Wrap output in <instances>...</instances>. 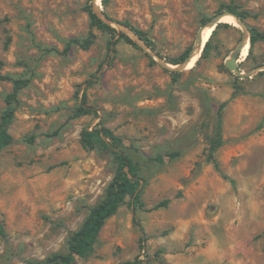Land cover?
<instances>
[{"label": "rangeland", "instance_id": "374dc122", "mask_svg": "<svg viewBox=\"0 0 264 264\" xmlns=\"http://www.w3.org/2000/svg\"><path fill=\"white\" fill-rule=\"evenodd\" d=\"M97 3L143 31L166 65L129 35L110 50L109 34L96 28L88 49L66 50L87 35L92 0H0L1 72L28 80L10 104L12 141L0 148V264L65 252L102 199L116 163L109 148L83 145L82 130L94 127L121 138L139 200L126 196L77 264H264V74L242 77L225 65L243 29L226 22L205 57L184 68L169 62L226 6L263 32L264 0ZM237 65L263 66L264 41L250 48L247 34ZM11 79L0 81V119ZM82 93L92 110L74 117ZM220 106L216 168L208 155Z\"/></svg>", "mask_w": 264, "mask_h": 264}, {"label": "trees", "instance_id": "16d2710c", "mask_svg": "<svg viewBox=\"0 0 264 264\" xmlns=\"http://www.w3.org/2000/svg\"><path fill=\"white\" fill-rule=\"evenodd\" d=\"M101 1L104 4L106 0ZM224 9L227 12L234 14L239 19H244L243 14L237 12L231 7L226 6ZM86 10L90 19L89 30L87 32V35L83 38H70L65 45L66 50H68L73 44L77 45L81 49H88L91 44H93L96 38V34L93 31V29L95 28L107 32L109 34L108 48L110 50H113L119 38H125L127 41L131 42V40L127 37L126 34L117 31L114 27L105 23L101 18H99L91 10L90 5L86 7ZM106 15L109 16L107 13ZM221 26H228V23H217L216 27L212 30L209 39L205 42L203 46L200 58L205 57L208 54V51L211 47V39L215 34L216 30ZM130 28L147 44L150 49L154 50L152 41L147 37V35L143 31L132 26H130ZM248 32L250 48H252V46L257 41H264V31L260 32L255 27L248 26ZM117 33L119 34V37L114 39ZM190 52L191 48L188 47L183 51V53L179 57L170 59L169 62H171L172 64L182 63L189 57ZM2 65L3 63L0 60V81L5 79H11L9 76L4 75L1 72ZM261 73L264 74V71H261ZM92 76L94 78H97V72L94 73ZM11 80L12 90L6 95L7 107L4 109L0 119V148L10 144L12 141V137L7 130V127L14 116V109L10 106V104L17 99L18 92L28 82L27 79L22 78H15ZM87 82L88 84L90 83V81ZM222 106H220V108L218 109L215 135L211 140L210 152L208 155L209 158L213 161L214 166L216 168H218V162L214 158V152L222 144ZM90 110H92L91 107L87 106L85 103V94L82 93L81 103L74 109L73 116L76 117L84 115ZM81 141L83 145L89 149L94 148L98 144L104 146L105 148H109L113 153V157L116 163L115 173L107 184L102 199L98 203L90 207L81 225L69 234L67 239L66 251L62 253H52L42 260H30L27 262V264H77L76 256L84 257L92 252L93 244L95 243L105 221L110 216L115 214L120 204L124 202L126 196L131 197L132 203L134 205L139 200V179L137 176V166L133 163L131 158L123 149L121 138L114 135L108 128L94 127L91 129L85 128L82 130ZM156 160L162 161L161 157H156ZM220 174L222 177L227 178L226 175H224L223 173L220 172ZM165 203L166 202H161L157 206L163 205ZM138 262V259H133L122 261L119 264H137Z\"/></svg>", "mask_w": 264, "mask_h": 264}, {"label": "water", "instance_id": "95a60500", "mask_svg": "<svg viewBox=\"0 0 264 264\" xmlns=\"http://www.w3.org/2000/svg\"><path fill=\"white\" fill-rule=\"evenodd\" d=\"M91 8L92 11L99 17L101 18L105 23L111 25L112 27H116L118 28L119 32H122L124 34H126L127 36H131L132 39L143 49H145L147 52H149L153 57H156L163 65H166L165 61H163V59L157 54L155 53L152 49H150L147 44L130 28V26H128L127 24L118 21L116 19H113L112 17H109L106 15V13L103 11V9L99 6V4L96 2V0H92V4H91ZM223 15H232L233 17L236 18L237 24L240 25L243 29V38L241 40V42L238 45V49L237 51L231 55L228 59L225 60V65L228 69L234 71L237 75L242 76V77H249L251 74H253L254 72L257 71H264V65L257 67L249 72H241L240 68L237 65V56L238 53L242 50V48L244 47V45L246 44V36L247 34H249L248 32V26L241 20L239 19L237 16H235L232 13H229L227 11L221 12L219 14H217L216 16L213 17V19L211 21H209L207 23L208 27H212L214 28L217 23H220L222 21H220V18ZM205 44V43H204ZM204 44H202V39H201V32H199V36L195 42V45L193 46V48L191 49L190 55L189 57L182 63H179L177 65L178 68H184L186 67V63H188L193 55V53L196 50H199L200 53L203 49ZM199 53V55H200Z\"/></svg>", "mask_w": 264, "mask_h": 264}, {"label": "bare ground", "instance_id": "6f19581e", "mask_svg": "<svg viewBox=\"0 0 264 264\" xmlns=\"http://www.w3.org/2000/svg\"><path fill=\"white\" fill-rule=\"evenodd\" d=\"M96 2H97V0H96ZM220 20L225 21V22H229V23H233V24H237L236 18L233 17L232 15H223V16L220 18ZM211 30H212V28H211V27H210V28L208 27V28H206V29L201 33L202 44L205 43V42L208 40L209 35H210V33H211ZM199 53H200V51H199V50H196V51L193 53V55H192L190 61H189L188 63H186V65H187V66H191V65L196 61V59L199 57Z\"/></svg>", "mask_w": 264, "mask_h": 264}]
</instances>
